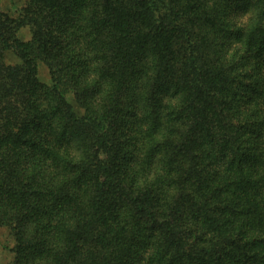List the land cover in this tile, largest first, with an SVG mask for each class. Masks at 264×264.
I'll return each mask as SVG.
<instances>
[{
  "label": "trees",
  "instance_id": "1",
  "mask_svg": "<svg viewBox=\"0 0 264 264\" xmlns=\"http://www.w3.org/2000/svg\"><path fill=\"white\" fill-rule=\"evenodd\" d=\"M0 228V264H264V0L0 11Z\"/></svg>",
  "mask_w": 264,
  "mask_h": 264
},
{
  "label": "rangeland",
  "instance_id": "2",
  "mask_svg": "<svg viewBox=\"0 0 264 264\" xmlns=\"http://www.w3.org/2000/svg\"><path fill=\"white\" fill-rule=\"evenodd\" d=\"M26 1L27 0H0V11L6 12V13H18L19 9L26 3ZM233 7L234 6L231 4L229 6V10H232ZM19 34L23 39H27V38H30L31 33L27 27H24L19 31ZM8 60L10 62H17L19 59L15 54L9 53ZM40 73H41V78L44 81H48L49 78H48V75L46 74V69L44 67L40 68ZM8 234L9 232L7 229L0 228V235H2L3 238L5 237L7 238ZM8 243L10 242L4 241V240H2V242L0 243V262L3 260L7 261L5 254L8 252V246H10L8 245Z\"/></svg>",
  "mask_w": 264,
  "mask_h": 264
}]
</instances>
